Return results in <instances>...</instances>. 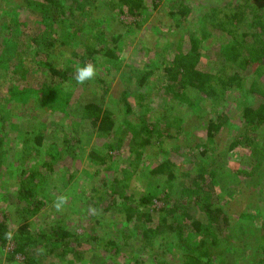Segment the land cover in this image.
Here are the masks:
<instances>
[{
  "label": "trees",
  "instance_id": "obj_1",
  "mask_svg": "<svg viewBox=\"0 0 264 264\" xmlns=\"http://www.w3.org/2000/svg\"><path fill=\"white\" fill-rule=\"evenodd\" d=\"M80 171L96 181L55 213L52 177ZM6 197L22 222L0 214V264H264V0H0Z\"/></svg>",
  "mask_w": 264,
  "mask_h": 264
},
{
  "label": "rangeland",
  "instance_id": "obj_2",
  "mask_svg": "<svg viewBox=\"0 0 264 264\" xmlns=\"http://www.w3.org/2000/svg\"><path fill=\"white\" fill-rule=\"evenodd\" d=\"M123 18L127 22H134V19H132V17L126 16V17H123ZM138 40H139V37L134 42H132L131 48H128L127 47V45H128L127 43L126 44L124 42L122 43L123 44L122 45L123 46V49L128 48V50H129L127 52V56H128V58L131 56L129 58L131 60L128 61L131 64H132V46H134L135 44H137L139 42ZM133 48H135V46ZM218 48H219V46H216L215 47V50H214L215 53H213V55H214L213 60L214 61H212L211 59L207 58V56H209V55H205V58H203V60H202V65L203 66L210 67L211 68L212 65L214 64L215 60H223L222 55L218 51ZM63 51H65V49H63ZM135 64H137L135 66H139L140 64H142V60L136 61ZM106 66H108V65H106ZM102 69H103V72H100L101 76L102 77L106 76L107 77V80H109L108 79V69H106L105 67H102ZM87 100H89V99H83L82 102H85ZM115 115H119V113L117 112ZM131 117H132V113H131ZM126 119H128V118L122 115V123H121V126L123 128H125V129H127L125 131V132H127L126 134H131L132 127H131V124ZM23 124H24V121H23ZM9 133H10L11 136H15L17 134V132L12 131L11 129L9 130ZM103 142H104V140H103ZM103 142H102V139L101 138H97L96 139V137H93L91 143H89L88 146L91 148V146H93L95 144L101 145V143H103ZM90 148H88V149L86 148L84 150V152H85V160H86V163L84 165H86V164L88 165L87 156H88V154L90 152V150H89ZM127 154H125V155H127ZM156 154H157V152H156ZM173 155H174L173 158L175 159L176 158V155L175 154H173ZM120 158H124V161H121V162H124L125 163L127 161V160H125L126 158L123 157V156H121ZM129 158L132 159V155ZM127 159H128V157H127ZM81 161L82 160H80V159H75V160L72 161L70 158H67V159L63 160L62 164L64 165V167H69L71 169H76V170L79 169V170H81L84 167ZM157 162L158 161L156 160V158H150V159H148L147 164L143 168H141L142 170H140L141 176H143L145 178H148V180H152L153 181V178L150 175H148V174H149L150 167L153 164H156ZM176 162H177V165H178V167H176L177 168L176 171L179 173V176L184 177L183 175L186 173V168H185L186 165L183 164V160L180 157H177L176 158ZM125 164H127V163H125ZM231 165H232V168L233 167H237V162L233 161L231 163ZM78 176H80V180H78L79 178H76V181H78V183L76 185H74V183L76 181H74V183L71 182L73 184H69L70 186L64 185L65 184L64 182H63L64 184L61 183V181L59 180V177H57V176H53L52 177V178L55 177V179H52V181H53L52 184L53 185L50 184L49 187H51V190H54V193L57 194V197L55 198V201L53 203L54 205H51L50 207L51 208L52 207H55V210H54L55 213H59L61 215L70 214L69 206L72 204V200L74 198L75 193L79 189V186H81L82 184H86V183L87 184H91V183H94L96 181V178L94 180L93 178L91 179V178H87V177L85 178V177H83V174L81 173V171L78 173ZM79 184H81V185H79ZM65 186H67V187H65ZM139 188H141V190L143 191L146 188L145 182L140 181ZM0 200L1 201H6V203H3V202L0 201V204H1L0 205V208L1 207L4 208V212H1L0 213L1 214V218H2V216L6 215V217L8 218V222L11 224V226L16 227L18 224H20L22 222V218H21L20 214L18 213V209H17L16 205L14 203H12L10 201V199L7 198V197L6 198H2ZM101 204H102V206H106L105 201H103ZM157 204L158 205H162L161 202H158ZM5 208H6V210H5ZM247 211L248 212L250 211L253 214L256 213V211L253 208H250V207H248V210ZM93 214H98V212H96L95 209H94L93 210ZM37 218L40 220V221H38L40 224L42 222V223H44V226H46V225H48L50 223V219L52 218V216H51V213L50 212H47V208H45L39 214V217H37ZM79 230H83V229L82 228H79ZM8 249H11V246H8ZM251 250H258V247L255 245L254 248H253V246H252ZM225 257H226L225 258L226 261H224V264H233V257H232V255H229L228 254V255H225ZM18 258L20 260L23 259L21 256H18ZM174 259H173V262H175V261L177 262L178 261L177 257H174ZM221 263L223 264V262H221ZM221 263H219V264H221Z\"/></svg>",
  "mask_w": 264,
  "mask_h": 264
},
{
  "label": "clouds",
  "instance_id": "obj_3",
  "mask_svg": "<svg viewBox=\"0 0 264 264\" xmlns=\"http://www.w3.org/2000/svg\"><path fill=\"white\" fill-rule=\"evenodd\" d=\"M96 76V66L94 64H85L77 69L76 80L79 83H84L94 79Z\"/></svg>",
  "mask_w": 264,
  "mask_h": 264
}]
</instances>
